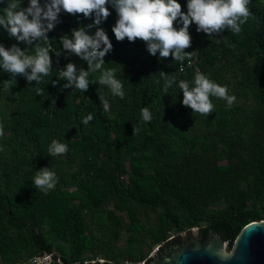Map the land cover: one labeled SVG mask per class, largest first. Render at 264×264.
<instances>
[{
  "label": "trees",
  "instance_id": "1",
  "mask_svg": "<svg viewBox=\"0 0 264 264\" xmlns=\"http://www.w3.org/2000/svg\"><path fill=\"white\" fill-rule=\"evenodd\" d=\"M7 2L0 0V15ZM179 2L186 12L187 0ZM249 8L242 31L226 29L220 44L190 28L186 51H197L198 71L236 97L231 107L210 97L209 116L182 105L179 81L193 87L197 71H180L187 60L151 56L141 41L117 42L111 8L101 25L113 44L103 67L116 70L123 99L99 83V71L90 73L87 92L63 87L68 81L58 66L72 62L77 74L88 71L87 62L60 43L64 34L72 39L78 25V17L63 12L50 32V75L40 83L19 76L5 89L11 76L0 69V264H28L43 253H54L60 264L139 263L154 247L180 245L193 228L199 237L230 233V252L247 224L264 221V0H250ZM14 43L0 28V44ZM159 71L176 76L167 93ZM142 107H149L150 122L142 120ZM53 140L68 151L52 155ZM44 167L58 177L47 192L34 186Z\"/></svg>",
  "mask_w": 264,
  "mask_h": 264
},
{
  "label": "clouds",
  "instance_id": "2",
  "mask_svg": "<svg viewBox=\"0 0 264 264\" xmlns=\"http://www.w3.org/2000/svg\"><path fill=\"white\" fill-rule=\"evenodd\" d=\"M249 4L250 0H187L185 12L179 0H44L43 5L40 0H28L27 7H23L18 0H8L3 8L4 15H0V28L7 32L9 38H14L16 43L9 48L0 44V69L11 76L3 84L5 89H10L16 84V77L23 76L29 83H40L43 77L50 75L53 67L50 49L40 46L37 41L49 39L48 33L62 23L59 17L63 12L78 17V25L71 31L73 38L69 39L68 34H64L60 37V43L64 50L88 64V71L80 68L78 74L72 62L64 69H59L60 75L68 81L63 87H75L87 92L90 73L99 71V83L106 85L112 95L123 99V84L116 78V70L103 67L104 57L113 49L107 32L101 27L112 15L110 8L117 16L111 28L117 42L141 41L151 56L156 57L159 53V60L171 57L181 64L187 60L190 65L192 58L197 55L196 50L186 51L192 47L191 26L194 24L197 33H204L208 38H214L216 44H220L226 29L234 34L242 31L241 26L252 15ZM81 17L92 22L85 25L79 19ZM92 29H95L94 34H91ZM21 45L25 46L24 50H21ZM33 46L34 54L30 55L27 50ZM54 54L59 57L61 52L56 51ZM156 74L163 79V91L167 93L176 82V76L163 71ZM156 83L159 84L160 80ZM189 84L187 80H180L178 87L183 93L182 105L190 108L192 113L211 115L215 107L210 99L213 96L226 100L229 107L236 100L235 95H229L226 85L217 84L199 71L195 74L194 86L190 88ZM42 91L37 90V94ZM101 100L107 110L108 101L103 96ZM141 113L144 122L151 121L149 107H142ZM92 119L93 116L89 114L83 123L87 125ZM136 131L134 128L133 134ZM3 135V126L0 125V136ZM67 151V144L56 140L49 147V152L54 155H63ZM57 182L56 173L49 167L36 171L35 188L47 192L54 189ZM47 259V256L34 257L29 264H43ZM91 264H96V261L93 260ZM99 264L112 262L101 259Z\"/></svg>",
  "mask_w": 264,
  "mask_h": 264
},
{
  "label": "water",
  "instance_id": "3",
  "mask_svg": "<svg viewBox=\"0 0 264 264\" xmlns=\"http://www.w3.org/2000/svg\"><path fill=\"white\" fill-rule=\"evenodd\" d=\"M229 234L219 231L199 237L194 233L188 242L156 254L149 264H264V221L247 224L226 254L223 250ZM49 258L50 264H56L55 259Z\"/></svg>",
  "mask_w": 264,
  "mask_h": 264
},
{
  "label": "built area",
  "instance_id": "4",
  "mask_svg": "<svg viewBox=\"0 0 264 264\" xmlns=\"http://www.w3.org/2000/svg\"><path fill=\"white\" fill-rule=\"evenodd\" d=\"M48 37H49V39H48L47 41L42 40V44H43L44 47H49V49H50V53H49V54H51V53H53V51H54V47H53L52 42H51L50 32L48 33ZM22 50H24V49H22ZM27 52H28V54H30V55H31V54H34V53H32V52H29L28 50H27ZM196 63H197V61L192 60V63L189 65V63H188V61H187V62L185 63V65H182V66H181V68H185V67H186V68H194L195 71H198V67H197ZM58 69H61V70H62V68H61L60 66H58ZM28 71H31V70L29 69ZM180 71H181V69H180ZM59 75H60V71H59ZM60 76H61V75H60ZM51 154H52V153H51ZM52 155H54V154H52ZM44 256H47L48 259L45 260V261L43 262V264H50V263H51V260H50L49 257L55 259V261H56L57 264H60V260H59V258H55L54 253H49V254L43 253V254H40V255L35 256V257H41V258H42V257H44ZM31 260H33V258H32ZM31 260H30V261H31ZM28 264H29V262H28ZM131 264H145V262L142 261V262H140V263H131Z\"/></svg>",
  "mask_w": 264,
  "mask_h": 264
},
{
  "label": "rangeland",
  "instance_id": "5",
  "mask_svg": "<svg viewBox=\"0 0 264 264\" xmlns=\"http://www.w3.org/2000/svg\"><path fill=\"white\" fill-rule=\"evenodd\" d=\"M194 233H197V231L195 232V231H192L191 232V234H190V238L192 237V235L194 234ZM182 237H187L186 236V233H183L182 235H181ZM226 248H227V242H226V245H225V247H224V253H229V252H227L226 251ZM158 253H162V251H161V247H154L152 250H151V252L148 254V256H147V258L146 259H149L150 260V262H152L151 260L152 259H156V254H158ZM100 261V260H99ZM144 262H145V260H143ZM56 262V261H55ZM142 262V261H141ZM140 263V262H139ZM57 264V263H56Z\"/></svg>",
  "mask_w": 264,
  "mask_h": 264
},
{
  "label": "flooded vegetation",
  "instance_id": "6",
  "mask_svg": "<svg viewBox=\"0 0 264 264\" xmlns=\"http://www.w3.org/2000/svg\"><path fill=\"white\" fill-rule=\"evenodd\" d=\"M191 238H190V235L188 236V237H182L181 238V240H180V245H182V244H184V243H186V242H188L189 240H190ZM173 244L172 243H170V244H168V246L167 245H163L162 246V252L163 253H166V252H168L169 250H171L172 248H173ZM153 260V259H152ZM151 260V261H152ZM150 263V260L149 259H146L145 260V264H149Z\"/></svg>",
  "mask_w": 264,
  "mask_h": 264
}]
</instances>
